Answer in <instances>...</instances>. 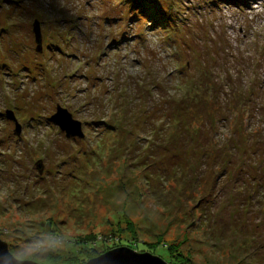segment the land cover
Segmentation results:
<instances>
[{"label":"rangeland","instance_id":"1","mask_svg":"<svg viewBox=\"0 0 264 264\" xmlns=\"http://www.w3.org/2000/svg\"><path fill=\"white\" fill-rule=\"evenodd\" d=\"M0 237L264 264V0H0Z\"/></svg>","mask_w":264,"mask_h":264},{"label":"water","instance_id":"2","mask_svg":"<svg viewBox=\"0 0 264 264\" xmlns=\"http://www.w3.org/2000/svg\"><path fill=\"white\" fill-rule=\"evenodd\" d=\"M36 42L42 46V34L40 25L35 24ZM39 48V50H40ZM8 119L16 120L12 111L6 115ZM52 120L59 125L68 138H84L83 125L80 120L74 119L67 108L58 107V111L52 116ZM16 132L20 133V125L17 124ZM41 169V168H40ZM0 264H61L40 263L31 259H20L11 251L9 243L0 237ZM79 264V263H72ZM83 264H171L159 255L151 252H140L128 246H120L110 249L97 257L91 258Z\"/></svg>","mask_w":264,"mask_h":264},{"label":"trees","instance_id":"3","mask_svg":"<svg viewBox=\"0 0 264 264\" xmlns=\"http://www.w3.org/2000/svg\"><path fill=\"white\" fill-rule=\"evenodd\" d=\"M49 222V224H50V227H51V229H52V226H51V224H54L51 220L50 221H48ZM55 225V224H54ZM56 230V228L55 229H52V231L53 232H56L55 231ZM77 244H74L75 245V247L74 248H71V251L72 252H74V256H72V258H75V259H81V257H84L83 259H82V261L80 262V263H85L86 261H88V258H86V257H90L91 258V256L92 257H94V256H96V255H94V254H96V252H99L100 253V251H99V249L97 248L96 249V251H95V253L94 254H91L90 252H91V250H89L87 247H86V245H84V244H80V243H78V242H76ZM10 244V243H9ZM101 245V244H100ZM105 245H106V242L104 243V247H105ZM77 246V247H76ZM80 247V248H79ZM101 248V247H100ZM11 251H12V249H11ZM109 251V250H108ZM13 252V251H12ZM107 252V251H106ZM84 253H87L86 254V256L85 255H83ZM101 254V253H100ZM97 257V256H96ZM55 260H49V262H54Z\"/></svg>","mask_w":264,"mask_h":264}]
</instances>
